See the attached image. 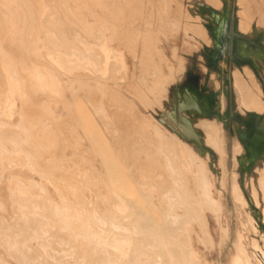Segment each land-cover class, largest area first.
Wrapping results in <instances>:
<instances>
[{"label":"bare ground","instance_id":"obj_1","mask_svg":"<svg viewBox=\"0 0 264 264\" xmlns=\"http://www.w3.org/2000/svg\"><path fill=\"white\" fill-rule=\"evenodd\" d=\"M71 10L68 8L66 22L59 19L56 5L49 0H0V95L3 100L0 102V153L20 154L24 156L20 159L27 163L20 162L17 156L21 168L13 165L7 173L0 170V208L8 210L2 186L7 177L17 184L16 188L10 185V195L23 208L18 215L24 218L23 224L0 225V239L7 246L4 249L9 247L19 264H210L196 242L205 246L213 242L206 211L220 215L223 208L207 177L209 167L205 159L210 156L199 143L187 141L201 139L192 132L168 133L159 122L142 119L136 109L133 113L142 121L143 131L138 137L127 135V128L136 132L131 116H125L119 101L115 103L116 108L108 109V94L104 92V84L98 83L101 79L95 77L90 81L86 77L96 66L86 59L84 38L80 35L79 45L74 40ZM101 70L104 68H98V72ZM28 87L34 89L29 91ZM67 89L71 91V99L66 97ZM83 96L89 105L82 100ZM16 97L20 98L21 107L13 106ZM124 123L126 132H123ZM62 127L73 133V152L72 156H65L66 163L70 162L65 166L57 158L41 157L51 144H48V135L40 137L44 139L42 145L32 139V132H52L53 136V132H63ZM182 127L192 130L189 124ZM105 131L111 134L112 140L103 134ZM2 132H23L25 136L11 137L9 133L13 142L10 146L8 139L3 138L7 134L2 136ZM165 139L169 140V146ZM56 140L59 143L57 138L52 141ZM200 151L205 153V158ZM5 156L7 159L6 154L0 159L4 161ZM14 157L9 158L13 161ZM44 160L48 164L56 160V165L47 167ZM31 171L49 181L57 177L54 181L56 185L60 182L55 188L59 200L43 182L35 181ZM67 177L70 180L66 179V185H62L61 181ZM36 185L39 190L35 189ZM218 188L219 193L223 191V181ZM254 192L260 196L254 195V200L245 206L250 214L259 215L264 232V196L258 188ZM0 215L4 220L5 214ZM196 222L201 230L197 241L193 237ZM31 227L32 233L27 236ZM223 230L229 234V227ZM32 240L38 241L44 250L35 243L37 252H33ZM56 242L67 244L64 245L67 249L62 253L63 246L55 248ZM246 258L251 262L248 253ZM0 264L10 262L0 255Z\"/></svg>","mask_w":264,"mask_h":264},{"label":"rangeland","instance_id":"obj_2","mask_svg":"<svg viewBox=\"0 0 264 264\" xmlns=\"http://www.w3.org/2000/svg\"><path fill=\"white\" fill-rule=\"evenodd\" d=\"M49 1L56 5L60 20L67 22L68 8L73 9L71 10L74 14L73 23H68L74 26V40L79 45L80 35L84 38L86 59L94 62L96 66L92 72L86 74L87 79L93 81L95 77H99L101 80L98 83L104 84L102 85L104 92L108 94L106 107L116 108L115 103L119 101L125 116H131L130 120L134 122L136 132H132V128H127L126 123L123 125V132L128 131L126 134L132 137L141 136L143 127L140 122L142 121L135 118L137 114L133 113V110L136 109L142 119L159 122L161 128L168 133L192 132L194 136L197 135L201 139L199 141L195 137L187 141L190 144L199 143L203 151L210 156L209 159H205L209 167L206 171L207 177L210 178L214 193L223 208L220 215L210 210L206 211L213 236L212 243L207 242L205 246L202 242H198L197 235L201 234V230L197 222L193 224V237L203 256L210 264H264L262 222L258 218L259 215L250 214L245 206L247 202L254 200V195L260 196L258 192V195L254 192L255 189L258 188L264 196V166H262L264 165V0ZM72 1H75L76 5ZM87 25L89 29H86ZM75 49L79 52L78 46H75ZM96 54L103 59H98ZM98 68H104V70L98 72ZM30 88L28 87V90ZM32 89L34 88L30 90ZM115 91L118 95H114ZM66 97L72 98L69 89H67ZM1 98L2 95H0L2 103ZM18 98L16 97L13 104L17 108L22 104ZM82 100L89 103L85 96ZM66 115L67 113L63 116L64 119L68 117ZM182 124H189L192 130L184 129ZM61 129L63 132H53L57 137L51 136L52 132L47 134L32 132V139H36V142L42 145L44 139L41 138L48 135L46 138L48 144H51L47 146L41 157L47 160L57 158L61 161V166H65L70 163H66V157L73 152V135H71L73 133L67 132L66 127ZM9 133L11 137L14 134L25 136L23 132ZM9 133L2 132V136L7 134L3 138L6 137L9 143H13ZM103 134L112 140L110 133L105 131ZM53 138H57L59 143L56 140L55 144L52 141ZM64 138H67L65 141L69 142L65 143ZM165 141L168 142L166 146H169V140L165 139ZM8 142L6 144L10 145L11 143ZM52 144L58 145L57 148ZM241 147L242 150H240ZM2 153L0 156L3 157L6 154L7 159L6 156L4 161L3 158L0 159L1 171L7 173L13 165V168L22 167V163L19 164L18 160L24 159V156L9 152ZM199 153H203L205 158L204 152ZM11 155L13 157L16 155L13 161L10 160ZM248 156H252L251 160ZM60 157L64 162L60 160ZM21 160L20 162L27 164L26 160ZM55 161L49 164L54 167ZM43 162L48 167L49 161ZM31 174L35 181L43 182L50 189L51 193H49L59 200L60 196L55 188L60 182L56 185L54 181L57 177L53 176V181H49L34 171H31ZM66 179L70 180L69 177L64 178L61 181L62 185H66ZM26 180L29 181L28 179L24 181ZM221 181H223L224 189L222 193H219L218 187ZM10 185L17 187V184L11 183L6 177L2 186L8 202V210L4 211V208H0V213L5 214L4 220L0 215L1 226H6L9 222V225L24 222L23 216L18 215L23 208L13 202ZM237 186L242 194L239 193L240 190H237ZM36 187L35 189L39 190L37 185ZM191 187L193 188L192 181ZM16 216L19 221L15 218ZM223 227H229L228 235ZM50 228L52 229L51 226ZM31 231L32 227L29 232H25L26 235L29 236ZM32 241L29 243H33V252H37V249H34L38 244L37 248L44 250L38 241ZM4 243L0 239V255L4 256L10 264H19V259L11 253L10 248H6L7 251L4 249L6 246ZM239 243L242 244V248ZM60 244L56 242L57 246L55 243L53 245L57 249L63 246V253V250L67 249V244ZM8 251L12 257L9 256ZM247 253L251 262L246 258Z\"/></svg>","mask_w":264,"mask_h":264}]
</instances>
